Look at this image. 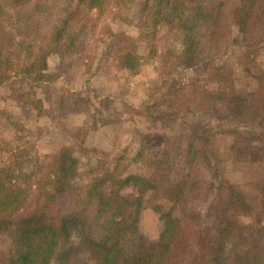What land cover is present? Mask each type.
Returning a JSON list of instances; mask_svg holds the SVG:
<instances>
[{
  "label": "trees",
  "instance_id": "1",
  "mask_svg": "<svg viewBox=\"0 0 264 264\" xmlns=\"http://www.w3.org/2000/svg\"><path fill=\"white\" fill-rule=\"evenodd\" d=\"M109 4L166 71L160 97L135 111L162 125L180 119L181 127H169L159 148L138 133L136 149L96 157L85 186L74 181L82 156L96 149L84 140L77 148L58 144L46 163L32 147L16 156L25 165L0 166V264H264V67L256 60L264 0H0V87L14 76L30 86L54 81L51 58L59 67L80 59L92 15ZM128 33L111 31L110 42L116 62L134 72L145 56ZM177 64L218 87L179 80ZM239 67L250 72L249 88L235 83ZM22 97L42 112L40 99ZM217 134L230 138L221 153ZM226 161L251 172V193L229 180ZM193 198L211 203L205 224ZM147 207L162 222L157 239L138 232Z\"/></svg>",
  "mask_w": 264,
  "mask_h": 264
},
{
  "label": "rangeland",
  "instance_id": "2",
  "mask_svg": "<svg viewBox=\"0 0 264 264\" xmlns=\"http://www.w3.org/2000/svg\"><path fill=\"white\" fill-rule=\"evenodd\" d=\"M132 5L129 6V16L136 17L138 6ZM110 7L109 4L101 13L95 12L88 23V34L84 42L82 41L79 55L80 59L84 60L83 64H80L78 58L70 59L59 67L58 57L51 58L49 66L51 71L55 69L54 81L30 86L14 76L9 83L0 87V166L14 161L25 165L26 162L21 158L16 160V156L20 153L26 156L32 147L34 151L31 154L37 151L41 162L46 163L48 158L43 157L50 155L58 144L77 148L84 140L90 148L96 149V152L89 151L87 155L82 156V168L74 181L78 186H85L93 182L94 173L91 170L96 157L104 153L115 157L125 155L131 147L136 149L139 146L138 133L144 136V140L151 142L149 146L157 145L159 148L160 140L169 127L179 130L180 119L178 123L162 125L150 115L135 111L160 97L162 89L167 86L160 74L166 71L157 57L146 56L148 49L141 35L139 36V31L131 25H126V21L118 18V10ZM127 10V6L121 9L125 19ZM121 28L126 33L130 32L128 34L133 38L140 39L137 43V53L145 58L134 72L122 68L115 60L116 46L110 42V33ZM159 41L157 37V42ZM127 44L126 41L119 43L120 46ZM256 60L264 67V46L259 48ZM178 66L179 64L173 67V74L179 80H196L197 85L209 88L219 85L208 84L202 71L198 69ZM234 78L237 87L241 89L251 86L250 72L247 69L237 68ZM23 95L40 99L42 112H39L33 103H24ZM79 97L86 101L81 103ZM73 106L79 107V110H72ZM110 120L116 122L110 123ZM62 128L65 129L61 131ZM78 128L81 129L75 130ZM212 140L219 153L224 152L230 143V138L221 134L214 135ZM221 167L229 180L251 193L248 191L250 186L247 181L251 172L242 165L229 161L223 162ZM42 177L43 174H40L37 178ZM126 192L133 194L129 188ZM191 200L190 206L200 210V219L205 224L211 219L207 213L211 203H196L194 198ZM243 218L242 220L247 221L252 216L250 213H243ZM161 228L162 222L158 214L150 207L145 208L141 212L138 232L151 239H157Z\"/></svg>",
  "mask_w": 264,
  "mask_h": 264
}]
</instances>
